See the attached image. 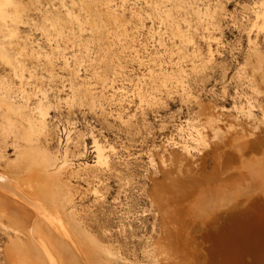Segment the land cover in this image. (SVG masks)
I'll list each match as a JSON object with an SVG mask.
<instances>
[{
    "label": "rangeland",
    "instance_id": "rangeland-1",
    "mask_svg": "<svg viewBox=\"0 0 264 264\" xmlns=\"http://www.w3.org/2000/svg\"><path fill=\"white\" fill-rule=\"evenodd\" d=\"M263 3L10 0L6 4L7 20L0 17V152L15 159L14 133L32 121L42 150L60 162L67 155L68 174L74 175L70 179L75 216L109 250H98L105 264H184L181 257L162 254L169 247L162 198L174 189L173 176L202 175L196 187L190 180L178 184L186 192L197 189L199 197L213 199V205L219 200L226 203V194L233 202L243 198L241 207L264 203V189L256 190L264 168L255 182L238 161L243 135L256 130V123L244 121L235 108L254 104L262 115L252 83L264 78V27L262 18L256 19ZM210 107L226 113L216 123L224 135L215 138L210 133V147L198 146L194 137ZM94 139L109 153L108 164L96 167ZM235 139L239 144L232 146L240 149L231 147ZM186 147L192 148V160ZM219 149L231 159L235 184L226 186L219 178L229 174L220 163ZM231 149L241 152L232 154ZM5 165L0 158V177L7 173ZM10 178L20 191L15 196L0 187V201H6L17 216L7 224L21 233L0 223V264H15L14 256L23 248L35 252L43 240L32 232L42 229L61 251L63 264H93L82 253L72 226L60 228L34 192L23 181ZM250 187L256 188L255 194ZM175 200L170 205L183 207ZM199 231L187 238L189 264H196L194 253L204 251L200 254L204 258L211 246ZM192 236L197 239H189ZM207 257L201 260L206 262Z\"/></svg>",
    "mask_w": 264,
    "mask_h": 264
},
{
    "label": "bare ground",
    "instance_id": "bare-ground-1",
    "mask_svg": "<svg viewBox=\"0 0 264 264\" xmlns=\"http://www.w3.org/2000/svg\"><path fill=\"white\" fill-rule=\"evenodd\" d=\"M9 1L10 0H0V17L3 18L4 20H7V13L5 11V7ZM260 18H262L263 20L262 27H264V3H263V12L258 13L256 16L257 20H259ZM4 57L7 56L4 54ZM252 91L255 95L260 96L259 109L262 115L261 117H259V114L255 112L256 105L254 104H252L251 106L249 105V107L245 105L235 107L237 108V111L242 113V115L244 116V121H249V122L251 121V123L253 121L254 123H256V126L254 127L256 130L253 129L249 131L246 135H243V138L246 137L245 142L243 140L242 142L244 143H241L242 144L241 147H243L244 149H240L241 148L240 145H239L240 148L237 146L238 149L243 150L242 151L243 153H241L242 155L239 153L241 151L239 150L235 151L237 149H234V151L236 152V154L237 153L238 155L240 154L238 161L241 164V166L246 170V175L248 177L255 178V182H256V179H258L259 176L262 177L261 171L264 170V169L262 170L261 168V167L264 168V143H263L264 135L260 134V131H264V78H258L253 81ZM216 108L217 107H210L208 110L204 111V114L201 117V121H202V123L200 124L201 127L197 129V135L196 137H194V140L198 142V146L201 145V146L210 147V143H209L210 133H212L210 135L214 134L215 138L224 135L221 127L218 126L216 123L222 120L221 116L223 118H226L223 116L226 113L223 110ZM233 116L236 119H239L237 116L235 115ZM223 125L222 126L225 127L224 123ZM34 126L35 125L33 124L32 121H28V123H25L22 127L17 128V130L15 131L14 133L15 142H16L14 143V154L16 156L15 159L10 160V158H8V152H4V151L0 152V158L6 161V165L4 166V168L7 171V173H4L5 174L4 176L0 177V187L4 191L9 192L12 195L16 196L20 191V188L18 187V185L15 186L13 184L10 177L12 176L14 179L23 181L26 188L34 192L36 199L39 201V203L41 204L43 203L46 205V207L49 209L47 214H49L52 217L53 221H56L59 224L60 228L66 230L65 227L67 224H70L72 226V228L75 230L74 234L78 235L80 239L82 253H84L93 264H105L106 263L105 256L103 257L104 254H99L98 250L103 252L109 250L102 247L99 244V242L90 235V233H87L86 230L82 228L79 219H77V217L75 216V209H74L75 189H73V184H72L73 182L70 179L71 178L70 175L72 177L74 175L71 173L70 175L68 174L69 171H67V167L69 163H68V159L66 158L67 155H65L64 159L60 162L58 156H53L48 152L42 150V148L39 147V145L36 143L39 141L40 135L39 133H37V130L34 128ZM196 141L194 142L196 143ZM232 142H235V144L232 143L231 147L237 148L234 146L237 145L238 141H236L235 139V141L232 140ZM215 147L216 146H212V148ZM246 147H249V149H247ZM94 149L96 150V154H97L96 156L97 159L95 160L96 167L102 165V163L103 165H105L104 163L108 164L109 153H106L105 146L98 139H94ZM185 149H187L188 151L187 152L189 156L188 159L192 160L191 156H194L192 153V148L189 149L188 147H186ZM222 149H226V148H223L222 146ZM219 150H220V163L228 168L226 173H229L227 176H223L224 174L223 173L219 176V178L221 182L228 183L226 186L232 185L233 183L235 184L236 178L233 173H230V170L233 169L232 167H230L231 164L230 165L228 164L231 161V159H228L225 156L227 152L225 153L221 151V149ZM198 151L200 153L202 152L200 149ZM234 151L233 153L232 152L231 153L234 154ZM203 153L204 152H202V154ZM238 155H236V158ZM163 161L164 163L166 162L165 159ZM76 175L80 176L78 174ZM201 179H202V175L197 176L195 174L193 175V173L189 174L187 172H184L183 175H176L172 177V182L170 184L174 187V189H172V192L170 194H167L166 198L164 197L165 199L162 198L163 200L162 211L165 217L164 227L169 241L168 243L169 247L166 246L163 249L162 254L165 253L166 255H169V257H174V258L179 257L180 260L182 258V263L189 264L192 261L190 260L191 259L190 254L192 255V253H190L189 251L191 247L188 248L190 241H188L187 238L189 234H191L192 232L193 233L195 232L194 234H196L201 228L198 234H200L201 232L203 236L207 238V241L209 240L211 246L209 245L208 248V254L206 255L208 257L206 262L201 260L206 257L205 254H204V258H201L200 256V254L204 251H201V253L197 251L196 253H194V260L192 263H196V264H215V263L216 264H261L263 263L264 262L263 260L264 259V203L263 204L260 203V205L258 206H255L253 203H249L250 206L245 205L244 207L243 206L241 207L240 205L242 204L244 205V203L241 202L243 201V198L242 200L241 198L238 199V201L241 200L240 202H235V201L233 202L231 201L233 197L232 198L230 196L227 197L228 195L226 194V196H224L226 197L224 199H228L226 203L223 202L220 203L221 201L219 200V202L217 201L218 202L217 204L215 203L213 205L211 204L213 199L210 201L208 199L209 197L208 198L199 197L200 193H198L197 189L193 191L189 189L186 192L185 190L180 189L181 186L178 184V183H186L187 181L190 180V184L193 187H196L200 183ZM263 179L261 178L260 181L261 183L257 180L260 184L256 183L257 186L259 185L261 187L259 188L256 187L257 189L250 187L253 190L248 188L247 189L250 191L252 190L251 192L253 194H255L253 192L254 189L256 190H259L260 188L264 189ZM238 181L240 180L238 179ZM255 182L253 183L255 184ZM242 185L239 184V186ZM245 186L246 185H244V187ZM249 186H251L250 183ZM222 188H217L219 189L218 193H220ZM237 189H236V193L241 191L240 190L237 192ZM96 191L98 190L96 189ZM37 192H40L41 195H38ZM221 192L226 193V191H221ZM244 193L247 195L248 191ZM252 193H250V195ZM187 196H189V198ZM192 196H194L193 199L191 198ZM241 196H243V194ZM174 198H176L175 201L181 202L183 207L177 208V206L175 205L176 202H173L174 205H170L171 202L174 200ZM234 199L237 200L236 198ZM248 201L246 202L247 204ZM221 206L222 207L228 206V207H226L224 210L221 211V209L219 210ZM9 209H10L9 205L6 201H0V223L4 227L13 230L16 234H20L21 230L18 227L7 224L8 222L12 223L14 219L17 218L16 215H12V212ZM32 233H34V235H36L40 241L43 240L41 242V245L37 244L40 247L36 245L35 247L38 249H35L34 250L35 252L32 253H28L23 248L16 256H14V263L43 264V260L41 257L44 256L46 260L47 259L49 260L50 264H63L62 263L63 255L61 254V251L57 249L50 234L44 231L43 229L42 231L33 230ZM190 237L189 239L196 238V236H192L194 238H190ZM200 238L202 239V236ZM194 241L195 240H193L192 242ZM204 241L205 240H202V242ZM196 242H198L197 244L199 246L200 244L199 241ZM190 246L194 247L193 245ZM197 250L200 249L197 248ZM248 256L250 258H248Z\"/></svg>",
    "mask_w": 264,
    "mask_h": 264
}]
</instances>
